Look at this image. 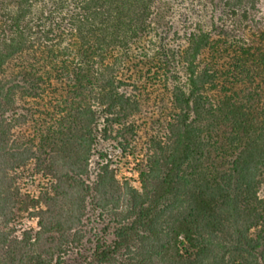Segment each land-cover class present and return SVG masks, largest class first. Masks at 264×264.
<instances>
[{
  "label": "trees",
  "instance_id": "trees-1",
  "mask_svg": "<svg viewBox=\"0 0 264 264\" xmlns=\"http://www.w3.org/2000/svg\"><path fill=\"white\" fill-rule=\"evenodd\" d=\"M159 1L0 0V264H264V98L235 88L250 52L232 91L200 68L228 54L207 31L150 53ZM158 59L168 105L139 155L141 71ZM258 61L263 87L264 45ZM53 94L58 116L26 107Z\"/></svg>",
  "mask_w": 264,
  "mask_h": 264
},
{
  "label": "rangeland",
  "instance_id": "rangeland-1",
  "mask_svg": "<svg viewBox=\"0 0 264 264\" xmlns=\"http://www.w3.org/2000/svg\"><path fill=\"white\" fill-rule=\"evenodd\" d=\"M263 15L264 0H161L151 16L152 32L144 41V46L150 49L149 52L152 53L156 49L160 51L163 48H172L185 44L189 31L195 33L207 31L210 33L215 46L220 48L222 45L228 46V54L225 57L222 56L223 59H218L213 51L207 50L199 56L198 63L200 68L210 65V63H216L215 69H217L218 75L216 82L218 85H223L225 87L223 89L228 91L234 89L229 84L232 73L230 68L234 62L233 56L235 53L237 55L240 54L241 47L247 49V52L251 54H246L243 58V62L246 61L243 68L245 75H242L244 81L236 83L235 88L251 92L254 95L251 103L256 105L260 102V99L264 98V86L262 87L260 84L259 73H257L258 70L256 69L257 62H259L260 48L264 45V39L261 37V35H264L261 34L264 33ZM145 59L148 60L149 58ZM159 61L161 60L147 62L141 71L142 78H144L143 83L145 84L143 91L148 99L144 102L141 116L137 118L140 132L135 138L137 139V147L140 150L139 155H141L145 147V141L150 132L157 129L153 119L159 115L162 106L168 105L165 74ZM249 79L253 82L252 84L247 82ZM217 89L221 90L218 87L208 91L211 98L218 96L219 92H217ZM256 93H258V96H256ZM56 99H58L57 95L53 94L44 98L38 104L29 102L26 107H31L36 117L42 114L45 117H50L56 113L58 116L61 113V108L54 106ZM31 131L29 127L26 129L27 134ZM111 147L112 144L109 149ZM111 153L116 156L114 158L118 159L116 167L119 169V174L130 177L132 183L137 184L135 162L116 150H112ZM23 174H25V177L29 176L30 170L24 171ZM18 183L22 186L20 193L31 191V189L35 188L30 181L26 182L27 184H23L24 182L19 180ZM35 221L36 219L24 218L17 222L16 235H19V231H22V229L35 226ZM13 224L14 222L9 224V226Z\"/></svg>",
  "mask_w": 264,
  "mask_h": 264
}]
</instances>
